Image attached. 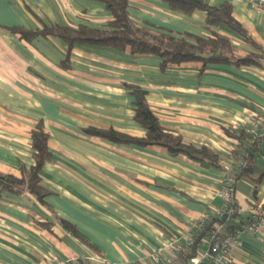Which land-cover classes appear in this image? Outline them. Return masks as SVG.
<instances>
[{
  "label": "crops",
  "instance_id": "crops-1",
  "mask_svg": "<svg viewBox=\"0 0 264 264\" xmlns=\"http://www.w3.org/2000/svg\"><path fill=\"white\" fill-rule=\"evenodd\" d=\"M228 2L234 18L264 50V10L247 0ZM132 20L175 34L209 37L206 14L172 10L164 0H128ZM112 17L99 0H0V173L22 176L35 164L31 132L42 121L52 158L40 171L49 194L41 202L29 192L0 194V264H149L153 253L171 255L168 245L202 213L221 205L223 169L171 155L158 145L139 146L88 133L112 129L142 138L128 85L148 92V102L168 130L184 142L208 147L226 166L247 141L227 132L233 122L249 125L264 116V55L258 65L184 62L161 67L162 58L108 46L76 44L58 37L26 39L12 27L37 30L45 24L104 26ZM237 47L255 52L226 26L214 28ZM251 180L241 177L235 196L244 224L249 208L264 207V137L257 140ZM76 226L96 249L72 235ZM205 245L198 247L199 252ZM238 264H264V227L243 232Z\"/></svg>",
  "mask_w": 264,
  "mask_h": 264
},
{
  "label": "trees",
  "instance_id": "trees-1",
  "mask_svg": "<svg viewBox=\"0 0 264 264\" xmlns=\"http://www.w3.org/2000/svg\"><path fill=\"white\" fill-rule=\"evenodd\" d=\"M111 12V19L104 26H93L80 24L77 27L58 24H45L43 28L29 30L23 27H12L14 32L20 33L23 38L55 36L60 38L68 50L76 44H87L94 46H108L119 50L130 47L132 53H150L162 58L161 67L168 64H180L184 62H202L208 64H234L236 66L258 65L264 55L263 48L257 44L247 33L242 25L234 18L232 5L228 2L220 5H210L203 0H164L172 10L190 14L199 9L205 12L206 27L212 30L209 37L198 36L191 33L175 34L163 28H149L132 20L128 12V0H99ZM220 26H226L241 37L247 44L251 45L255 52L246 55H238L237 47L231 40L214 30ZM134 97V120L146 132L142 138L133 137L128 134L119 133L112 129L90 128L88 133L106 137L118 142L136 144L139 146L158 145L167 149L171 155L184 154L188 158L209 166L220 167L219 155L208 147H196L184 142L183 137L176 132L166 129L159 118L152 111L148 102V92L136 85H128ZM241 141H247L244 151L246 153V164L241 167L236 175V180L241 177L258 180L253 177L255 169L254 152L257 150V140H253L245 132H235ZM49 134L45 131L42 121L38 122L31 132L33 158L35 164L30 168L22 165V176L16 177L0 173V194L9 192L21 194L29 192L38 200L44 202L49 190L42 184L40 171L43 165L52 158L48 147ZM242 151L235 150L233 157ZM264 209V207H263ZM236 215L232 220H234ZM232 220L215 218L207 223L204 228L196 231V239L191 245L190 252L185 258L187 262L195 256L198 247L203 245L211 234L213 221L225 224L226 229L243 227L244 224L231 223ZM62 225L74 236L78 237L91 248L98 249L90 242L75 225L67 220H61Z\"/></svg>",
  "mask_w": 264,
  "mask_h": 264
},
{
  "label": "built area",
  "instance_id": "built-area-1",
  "mask_svg": "<svg viewBox=\"0 0 264 264\" xmlns=\"http://www.w3.org/2000/svg\"><path fill=\"white\" fill-rule=\"evenodd\" d=\"M247 1L257 10H264V0ZM241 131L248 134L254 141L263 138L264 116H255L249 125L243 122H233L227 127L229 134ZM245 155V152H241L234 156L232 161L223 169L217 191V197L220 199L221 205L218 207L213 206L204 211L199 220L183 230L181 236L168 245L171 255L164 256L160 253H153L150 256L149 264H238L236 257L240 247L241 234L243 232L257 233L264 227V209L259 204L250 206L248 218L242 228L234 227L229 230L226 229L225 224L213 221L211 234L204 241L205 250L202 252L198 250L197 254L187 262L185 258L196 239L197 230L204 228L207 223L215 218L232 220L242 212V207L236 200L235 186L237 182L236 175L241 167L246 164ZM78 263L77 258H67L55 262V264Z\"/></svg>",
  "mask_w": 264,
  "mask_h": 264
}]
</instances>
